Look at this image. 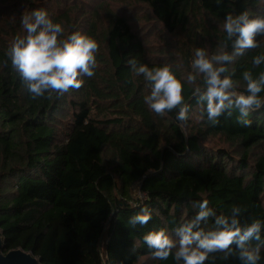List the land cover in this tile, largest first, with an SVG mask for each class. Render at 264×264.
<instances>
[{
    "label": "trees",
    "instance_id": "16d2710c",
    "mask_svg": "<svg viewBox=\"0 0 264 264\" xmlns=\"http://www.w3.org/2000/svg\"><path fill=\"white\" fill-rule=\"evenodd\" d=\"M0 234L40 264H264V0H0Z\"/></svg>",
    "mask_w": 264,
    "mask_h": 264
},
{
    "label": "water",
    "instance_id": "95a60500",
    "mask_svg": "<svg viewBox=\"0 0 264 264\" xmlns=\"http://www.w3.org/2000/svg\"><path fill=\"white\" fill-rule=\"evenodd\" d=\"M2 239L0 234V264H40V261L30 253L11 251L6 255L1 254Z\"/></svg>",
    "mask_w": 264,
    "mask_h": 264
},
{
    "label": "rangeland",
    "instance_id": "374dc122",
    "mask_svg": "<svg viewBox=\"0 0 264 264\" xmlns=\"http://www.w3.org/2000/svg\"><path fill=\"white\" fill-rule=\"evenodd\" d=\"M136 20L141 21V24L139 26V31H138V35L140 36V38L142 40H144L146 43L149 41H153V43H159L162 34L159 31H157V28L155 27L154 24H151V22H149V20L147 19H139L137 16L135 17ZM162 47L161 44H158V48ZM135 194L138 195V192L136 189H134Z\"/></svg>",
    "mask_w": 264,
    "mask_h": 264
},
{
    "label": "built area",
    "instance_id": "2783aa9c",
    "mask_svg": "<svg viewBox=\"0 0 264 264\" xmlns=\"http://www.w3.org/2000/svg\"><path fill=\"white\" fill-rule=\"evenodd\" d=\"M142 196V195H141Z\"/></svg>",
    "mask_w": 264,
    "mask_h": 264
}]
</instances>
